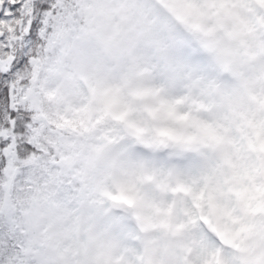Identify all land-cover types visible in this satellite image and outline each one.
<instances>
[{
    "label": "snow or ice",
    "instance_id": "6c2138e0",
    "mask_svg": "<svg viewBox=\"0 0 264 264\" xmlns=\"http://www.w3.org/2000/svg\"><path fill=\"white\" fill-rule=\"evenodd\" d=\"M0 264H264V0H0Z\"/></svg>",
    "mask_w": 264,
    "mask_h": 264
}]
</instances>
